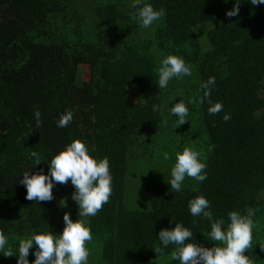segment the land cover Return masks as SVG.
<instances>
[{
    "label": "trees",
    "instance_id": "16d2710c",
    "mask_svg": "<svg viewBox=\"0 0 264 264\" xmlns=\"http://www.w3.org/2000/svg\"><path fill=\"white\" fill-rule=\"evenodd\" d=\"M146 2L166 10L149 29L132 19L138 9L127 0H0V231L8 236L7 248L18 255L19 239L48 228L60 235L61 216H78L71 182L57 184L54 199L39 203L26 199L20 180L32 168L46 174L47 162L81 139L92 156L109 159L113 178L109 201L84 218L100 244L102 264H179L170 258L174 246L158 257L154 251L159 232L175 223L193 231L191 242L216 246L206 237L212 221L188 209L201 194L213 220L226 225L229 212L256 210L245 255L264 264V5L241 0L239 15L228 17L236 0ZM169 54L192 65V75L159 90L156 69ZM209 77L215 85L200 103ZM189 98L197 103L188 104L183 132L207 135V179L197 189L174 192L150 178V209H130L128 177L138 153L165 133L167 107ZM208 99L222 102L223 110L209 115ZM154 104L165 107L153 112ZM67 110L74 112L72 122L57 127ZM33 151L44 160L37 166ZM4 255L0 251V264H18Z\"/></svg>",
    "mask_w": 264,
    "mask_h": 264
},
{
    "label": "clouds",
    "instance_id": "9594fccd",
    "mask_svg": "<svg viewBox=\"0 0 264 264\" xmlns=\"http://www.w3.org/2000/svg\"><path fill=\"white\" fill-rule=\"evenodd\" d=\"M229 0H225L228 3ZM241 0H236L234 10L228 11V17L239 15ZM252 5H264V0H250ZM132 8L138 11L132 15L137 24L143 29L151 28L155 22L166 15L164 8L156 9L146 0H132ZM159 90L166 89L173 79L180 80L192 75V65L188 64L183 57L169 54L159 61L156 69ZM215 85V77H209L203 82V97L210 98L212 87ZM159 96V95H158ZM197 103L189 98L187 102L182 99L170 107L169 113L176 118L179 126L184 125L189 115L188 104ZM209 115H216L223 110V103L212 104L208 99ZM165 106L154 104L153 112L163 111ZM41 113L35 111L37 127L41 124ZM74 118V112L67 110L60 115L57 127H67ZM231 117L227 114L223 120L227 122ZM35 166L44 161L38 152H31ZM166 160L171 159L167 153ZM48 163V172L43 169L33 172V168L25 171L20 183L26 188V199L36 202L51 201L54 199L53 189L57 184L67 185L71 182L75 191L71 199L79 208L78 219L74 222L70 213H65V228L60 235H54L50 228L39 232L33 231L27 237L19 239L18 255H13L7 248L8 236L0 231V251L4 256H15L18 264H29V254L33 247L35 260L32 264H89L90 249L88 243L93 239L90 222L84 218L93 217L109 201L112 194V175L110 161L107 157L96 158L90 154L85 141L73 140L66 148L54 155ZM206 160L194 147L185 146L182 152H176L175 163L171 169V179L167 182L171 185V191L181 192L186 177L193 178L197 182L207 179ZM66 206L67 198L61 202ZM188 209L193 217L203 216L211 222V231L206 237L210 241L218 242L216 246L205 247L197 242H191L193 231L183 223H175L171 229H162L158 234L159 245L154 248L158 256L164 255V250L170 245L174 246L170 254L173 261L179 264H252L251 257L245 255L252 244V229L254 226L255 209L248 208L245 214L238 211L228 213V223L223 219L213 220L210 201L204 195H197L188 202ZM264 249V248H262Z\"/></svg>",
    "mask_w": 264,
    "mask_h": 264
},
{
    "label": "rangeland",
    "instance_id": "374dc122",
    "mask_svg": "<svg viewBox=\"0 0 264 264\" xmlns=\"http://www.w3.org/2000/svg\"><path fill=\"white\" fill-rule=\"evenodd\" d=\"M129 3L132 0H127ZM210 25V23L205 26ZM179 90H174L178 92ZM180 92V91H179ZM183 93L181 92V95ZM171 106L167 107L169 112ZM162 125L165 127V133L153 137L147 143L146 151L138 153V162L131 169L128 177V189L126 204L130 209L134 210H149L150 204L148 200L147 181L150 178H155L163 186L171 189V185L167 182L171 179V169L175 163L176 152H182L185 146L194 147L198 150L202 157L208 160L209 150L207 135L193 137L191 135H184L185 126H179L176 123V118L173 116L164 117ZM167 153L171 159L166 160L164 154ZM200 182L193 178L186 177L183 182L182 189L190 188L197 189ZM64 216L60 218V224L65 228ZM71 218L75 222L78 219L77 214L72 213ZM63 228V229H64ZM63 229H61L63 231ZM90 249L89 264H102L101 262V247L98 242L90 241L87 245Z\"/></svg>",
    "mask_w": 264,
    "mask_h": 264
}]
</instances>
